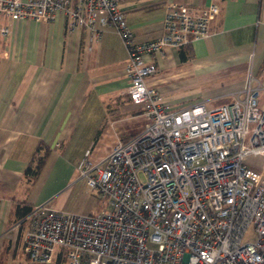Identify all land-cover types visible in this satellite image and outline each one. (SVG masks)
I'll return each instance as SVG.
<instances>
[{
  "label": "built area",
  "instance_id": "built-area-1",
  "mask_svg": "<svg viewBox=\"0 0 264 264\" xmlns=\"http://www.w3.org/2000/svg\"><path fill=\"white\" fill-rule=\"evenodd\" d=\"M122 0H0V37L9 20L66 18L100 40L112 26L128 61L131 100L149 123L119 141L101 164L84 163L81 175L107 198L99 215L63 211L45 203L27 219L24 248L31 264H264V107L260 87L231 101H199L171 110L148 84L157 55L208 37L220 6L195 12L184 3L166 6L159 36L138 42ZM4 55L8 51H4ZM149 56V59L146 57ZM248 139V141H247ZM94 170V171H93ZM93 171V172H92ZM254 240H245L249 228Z\"/></svg>",
  "mask_w": 264,
  "mask_h": 264
},
{
  "label": "crops",
  "instance_id": "crops-1",
  "mask_svg": "<svg viewBox=\"0 0 264 264\" xmlns=\"http://www.w3.org/2000/svg\"><path fill=\"white\" fill-rule=\"evenodd\" d=\"M171 1L195 12L215 3L220 12L208 37L156 56L148 84L169 109L228 102L244 96L249 84L260 87L264 107V0H122L136 41L161 34ZM1 22L11 30L0 37V264H31L24 248L29 214L19 216L18 208L48 203L101 214L94 197L100 193L89 188L81 168L85 161L101 164L150 119L130 98L128 51L112 26L96 41L83 28L69 33L64 15ZM40 156L33 177L26 171Z\"/></svg>",
  "mask_w": 264,
  "mask_h": 264
},
{
  "label": "rangeland",
  "instance_id": "rangeland-1",
  "mask_svg": "<svg viewBox=\"0 0 264 264\" xmlns=\"http://www.w3.org/2000/svg\"><path fill=\"white\" fill-rule=\"evenodd\" d=\"M247 141H248V139H247ZM94 197L96 199H98V205L97 206H99V210L101 213L103 211H107L110 209L109 202H108L107 198H105L101 195H98L97 193H94ZM255 238H256V234L254 232L253 227H251V228H249L247 234L245 235V240H254ZM37 264H43V263H37ZM50 264H56V263L54 262V263H50Z\"/></svg>",
  "mask_w": 264,
  "mask_h": 264
},
{
  "label": "trees",
  "instance_id": "trees-1",
  "mask_svg": "<svg viewBox=\"0 0 264 264\" xmlns=\"http://www.w3.org/2000/svg\"><path fill=\"white\" fill-rule=\"evenodd\" d=\"M44 156H40L37 160V163H36V166L35 168L33 166H28L27 168V173L32 175L33 177L36 176V174L39 172V168L41 167V164L44 160L43 158ZM34 209L33 206H28V205H25V206H22V207H19L18 208V213H19V216L21 217H24V216H27L32 210Z\"/></svg>",
  "mask_w": 264,
  "mask_h": 264
}]
</instances>
